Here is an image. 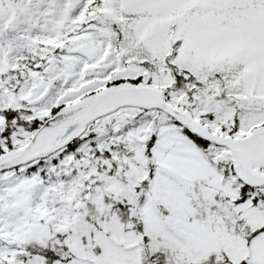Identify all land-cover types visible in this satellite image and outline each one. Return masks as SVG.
<instances>
[{
    "label": "snow or ice",
    "instance_id": "6c2138e0",
    "mask_svg": "<svg viewBox=\"0 0 264 264\" xmlns=\"http://www.w3.org/2000/svg\"><path fill=\"white\" fill-rule=\"evenodd\" d=\"M0 264H264V0H0Z\"/></svg>",
    "mask_w": 264,
    "mask_h": 264
}]
</instances>
